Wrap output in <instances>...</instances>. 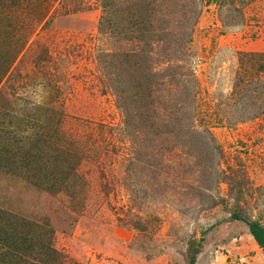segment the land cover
<instances>
[{"label": "rangeland", "instance_id": "obj_1", "mask_svg": "<svg viewBox=\"0 0 264 264\" xmlns=\"http://www.w3.org/2000/svg\"><path fill=\"white\" fill-rule=\"evenodd\" d=\"M235 216L264 226V0H0V264H264Z\"/></svg>", "mask_w": 264, "mask_h": 264}, {"label": "trees", "instance_id": "obj_2", "mask_svg": "<svg viewBox=\"0 0 264 264\" xmlns=\"http://www.w3.org/2000/svg\"><path fill=\"white\" fill-rule=\"evenodd\" d=\"M235 217L238 219H242L246 223L249 233L252 235L257 245L264 251V226H261L257 222L249 220L247 218H240L237 216ZM12 223L16 224V222H12ZM1 230L2 228L0 227V255L1 257H3V255L12 257L13 254H15L12 252V250H15L16 244H18V242H20L22 239L20 238V236H17V233L13 231L10 232L9 234H4L3 236H1ZM40 247H42V245H40ZM195 258H196V252L193 253L192 258L189 261V264H194Z\"/></svg>", "mask_w": 264, "mask_h": 264}]
</instances>
